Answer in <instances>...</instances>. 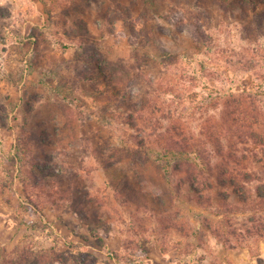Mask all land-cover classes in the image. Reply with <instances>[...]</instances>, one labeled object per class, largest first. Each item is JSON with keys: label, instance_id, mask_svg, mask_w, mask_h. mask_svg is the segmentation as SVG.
<instances>
[{"label": "rangeland", "instance_id": "obj_1", "mask_svg": "<svg viewBox=\"0 0 264 264\" xmlns=\"http://www.w3.org/2000/svg\"><path fill=\"white\" fill-rule=\"evenodd\" d=\"M165 52L201 76L193 92L248 91L264 105V0H0L2 256L33 246L70 264H264V238L247 231L252 198L218 217L185 190L170 213L186 215L182 234L136 203L143 192L122 176L130 170L145 193L169 201L158 163L141 162L137 175L129 155L152 132L130 94L141 107L152 90L145 74L175 72L155 59ZM121 61L144 66L126 86L104 73L121 78ZM200 112L183 114L198 128ZM205 219H224L236 237L220 242L197 228Z\"/></svg>", "mask_w": 264, "mask_h": 264}, {"label": "trees", "instance_id": "obj_2", "mask_svg": "<svg viewBox=\"0 0 264 264\" xmlns=\"http://www.w3.org/2000/svg\"><path fill=\"white\" fill-rule=\"evenodd\" d=\"M142 57L153 58L148 54ZM135 58L140 59L137 54ZM155 59L166 63V66H175L176 70L156 77L145 74L152 90L147 93L142 108L135 94H130L138 120L146 121L152 132L138 140V149L130 151L129 155L137 175L141 162L147 163L153 158L158 163L166 180L164 193L169 201L163 193L155 195L150 190L145 193L137 177L130 178V170L122 172V176L128 179V187L133 184L135 189L143 192L140 196H145L137 198L136 203L150 208L160 226L167 222V229H176L183 234L185 231L181 227L190 224L185 221L186 215H182L184 220L179 221L170 213L176 198H186V195L183 196L185 190L189 194L186 198L189 202H195L198 207L218 217L237 212L230 210L232 205L238 210L241 207L245 209L250 197L254 207L246 209L252 213L247 217L251 225L247 231L249 235L264 238V216L256 215L264 213V105L259 104L255 93L248 91L230 89L200 95L193 92L195 85L189 84L198 83L201 76L189 74L182 66L190 61L183 63L182 57L166 52ZM118 65L122 71L121 78L113 76L109 70L104 73L119 86L135 81L130 70L141 71L144 67L137 63L138 66L132 68L122 61ZM140 73L139 76H142ZM201 100L203 108L200 107ZM195 107L201 109L200 117L195 115L194 118L199 122L198 128L191 125L183 114ZM124 193L130 196V190ZM115 195L120 200L118 190ZM232 197L236 202L230 204ZM228 207L229 210H226ZM198 227L205 228L223 243L231 241L230 234L236 237L224 219L220 227H215L207 219L199 220ZM32 247H16L12 258L0 254V264H70L66 255L56 248L33 250Z\"/></svg>", "mask_w": 264, "mask_h": 264}]
</instances>
